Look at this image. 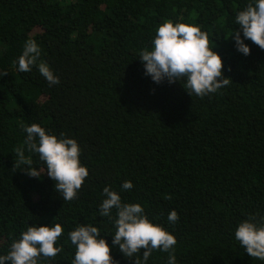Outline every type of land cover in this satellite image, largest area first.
I'll return each mask as SVG.
<instances>
[{
  "label": "trees",
  "instance_id": "1",
  "mask_svg": "<svg viewBox=\"0 0 264 264\" xmlns=\"http://www.w3.org/2000/svg\"><path fill=\"white\" fill-rule=\"evenodd\" d=\"M248 2L0 0V254L29 224L52 222L64 229L56 243L62 251L38 264H71L67 235L81 223L100 228L111 246L115 229L98 210L110 186L175 236L176 264H264L234 236L241 220L264 218V49L246 40L250 54L243 55L231 36ZM166 20L207 34L225 86L200 97L183 78L157 84L144 74L139 53ZM28 40L40 55L20 72ZM42 62L59 84L49 86ZM32 123L79 144L89 175L74 199L63 200L46 170L27 174V166L46 167L25 142ZM125 180L130 190L120 188ZM143 251L130 259L110 247L114 264H135ZM168 255L153 250L147 264H167Z\"/></svg>",
  "mask_w": 264,
  "mask_h": 264
},
{
  "label": "clouds",
  "instance_id": "2",
  "mask_svg": "<svg viewBox=\"0 0 264 264\" xmlns=\"http://www.w3.org/2000/svg\"><path fill=\"white\" fill-rule=\"evenodd\" d=\"M239 30L232 31V39L238 52L250 54L246 40H251L264 49V0H249L235 15ZM242 33V35H241ZM40 55L35 40H28L19 56L17 64L20 72L31 71ZM139 59L144 74L154 83L167 79L169 82L184 79L187 92L203 97L215 93L225 86L229 78L223 76L221 56L210 46L208 36L199 26L166 20L160 24L151 41V48L142 50ZM39 73L49 86L60 83L59 77L47 63H40ZM26 144L31 152L39 155L46 166L43 171L27 166V174L39 177L46 170L49 178L55 181V190L62 194L63 200L74 199L85 178L88 169L80 161L81 149L77 141L61 133L57 136L48 133L36 123L25 126ZM17 156L24 160L23 150H17ZM133 184L125 180L121 190H130ZM103 199L98 206L99 216L112 221L115 229L111 246L101 235V229L91 223L77 224L68 232L67 238L75 246L71 264H114L110 247L118 246L124 257L133 258L144 251L135 264H147L153 250L169 252L167 264H176L174 245L175 236L162 225L149 220L140 203H124L118 191L110 186L102 190ZM115 209V216L112 210ZM178 213L171 210L167 221L174 224ZM64 231L60 223L48 225L29 224L26 230L13 239L5 254H0V264H38V258L55 257L62 251L56 243ZM235 239L251 257L264 261V218L248 217L241 220L234 232ZM170 249L172 251H170Z\"/></svg>",
  "mask_w": 264,
  "mask_h": 264
}]
</instances>
